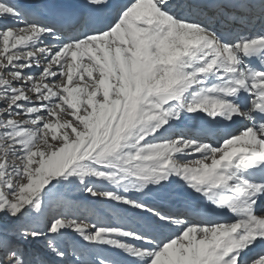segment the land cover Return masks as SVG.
<instances>
[{
	"label": "snow or ice",
	"instance_id": "1",
	"mask_svg": "<svg viewBox=\"0 0 264 264\" xmlns=\"http://www.w3.org/2000/svg\"><path fill=\"white\" fill-rule=\"evenodd\" d=\"M0 264H264V0H0Z\"/></svg>",
	"mask_w": 264,
	"mask_h": 264
},
{
	"label": "bare ground",
	"instance_id": "2",
	"mask_svg": "<svg viewBox=\"0 0 264 264\" xmlns=\"http://www.w3.org/2000/svg\"><path fill=\"white\" fill-rule=\"evenodd\" d=\"M188 123H189V124H191V123H194V122H192V121H189Z\"/></svg>",
	"mask_w": 264,
	"mask_h": 264
}]
</instances>
